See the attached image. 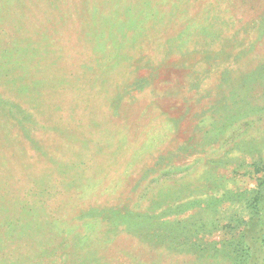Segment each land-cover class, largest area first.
I'll list each match as a JSON object with an SVG mask.
<instances>
[{
  "label": "rangeland",
  "instance_id": "rangeland-1",
  "mask_svg": "<svg viewBox=\"0 0 264 264\" xmlns=\"http://www.w3.org/2000/svg\"><path fill=\"white\" fill-rule=\"evenodd\" d=\"M0 264H264V0H0Z\"/></svg>",
  "mask_w": 264,
  "mask_h": 264
}]
</instances>
